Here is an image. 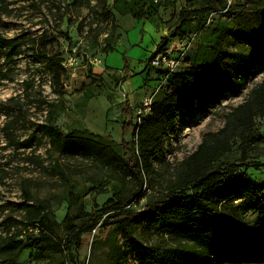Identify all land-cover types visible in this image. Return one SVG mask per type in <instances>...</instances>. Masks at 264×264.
<instances>
[{"label":"rangeland","instance_id":"1","mask_svg":"<svg viewBox=\"0 0 264 264\" xmlns=\"http://www.w3.org/2000/svg\"><path fill=\"white\" fill-rule=\"evenodd\" d=\"M125 1L134 3L118 6L128 9L132 4L137 10L146 0ZM203 3L154 0L145 18L138 21L130 15L121 16L115 0H4L0 7V34L20 38L27 45L13 61L0 57V75L7 74L6 78L0 76V241L23 228L25 191L34 202H44L46 217L64 241L70 226L90 213L121 204L128 197L134 186L122 166L108 161L102 153L84 157L56 152L38 126L54 124L64 134L109 148L126 162L121 147L124 101L136 114L144 101L159 100L165 93L166 78H158L156 69L146 62L155 52L154 43L160 35L168 38L165 48L172 54L183 50L180 71L190 67L188 61L211 62L223 51L256 59L254 48L240 42L236 33L242 22L251 25L261 17L247 10L261 11L264 0H227L225 13L217 11L209 16ZM184 7L190 8L194 19L191 31L198 32L194 43L186 47L185 37H169ZM39 38L48 43L49 54H58L63 60L61 84L55 88L45 63L30 51ZM88 67L102 80L92 82ZM263 81L264 65L257 62L244 83L235 85L217 100L200 97L180 111L176 136L165 143L164 157L153 161L152 173L145 177L138 202L125 209L140 213L146 204L162 201L179 182L181 163L197 149L204 135L221 130L231 110L246 101ZM134 120L132 115L131 125ZM255 128L254 137L244 144V153L234 139L231 151L215 166L223 169L226 176L236 169L234 176H243L261 188L264 197V115L256 118ZM131 130L124 139L135 154L136 139ZM33 133L36 139L31 148L18 147ZM104 217L93 231L81 235V246H72L70 255L64 251L25 250L12 264H69V256L76 264H115L114 258L121 251L130 252L123 264H151L145 252L135 249L133 241L146 248L164 250L173 245L168 230L147 214L133 222L105 223ZM263 222L253 213L243 218L247 228Z\"/></svg>","mask_w":264,"mask_h":264},{"label":"trees","instance_id":"2","mask_svg":"<svg viewBox=\"0 0 264 264\" xmlns=\"http://www.w3.org/2000/svg\"><path fill=\"white\" fill-rule=\"evenodd\" d=\"M153 1L146 0L139 9L133 10L132 4L128 9L118 5L134 2L115 0L121 16L130 15L138 21L145 18ZM226 1L203 0L206 16L217 11L225 13ZM3 3L4 0H0V7ZM247 12H251V15L261 14V17H257L251 25L242 22L236 38L254 48L256 59L238 52L223 51L217 53L211 62L188 61L190 67L180 71L184 60L182 54L178 70L168 74L165 70L151 65L152 59L166 49L168 38H161L155 52L146 62L156 69L157 77L168 76L165 93L159 100L151 101L149 113L140 116V121L139 116L134 114L127 101H124L121 111L124 117L121 147L127 157L126 162L109 148L73 134H64L61 128L54 124L38 126V131L47 138L50 147L56 152L80 154L84 157L102 153L108 161H115L130 175L134 188L121 204L90 213L77 225L70 226L65 241L57 235L52 222L46 217L44 202L38 200L34 202L25 191L23 228L17 233L7 234L0 241V263H14L25 250L40 253L64 251L70 255L72 246L77 248L81 246V235L93 231L103 216L105 223H111L122 220L133 222L147 214L159 227L168 230V237L173 240V245L168 246V250L161 247L146 248L133 241L135 249L146 253L148 263L264 264V222L252 228H247L243 224V218L248 213L264 219L262 189L243 176L235 177L236 169L226 176L223 169L215 166L219 159L231 151L234 139L239 141L241 153H244V144L254 137L255 120L264 115V81L250 92L246 101L231 110L227 115L226 125L221 130L204 135L197 149L181 163L182 175L179 182L173 185L162 201L146 204L144 212L140 213L125 209L138 202L145 177L152 173L153 161L164 157L165 143L169 142L172 136H176L178 113L187 109L200 97L217 100L235 85L244 83L251 76L257 62L264 65V9ZM193 23L190 8H181L169 37H185L186 40L195 34V41L198 32L191 31ZM26 45L20 38H5L0 34V57L7 62L13 61ZM47 45V42L39 38L30 51L34 57L45 63L51 86L55 88L61 84L63 60L58 54H49ZM87 73L92 82L102 80L90 67ZM123 75L127 76L126 73ZM0 76L6 78L7 74L2 73ZM132 115L135 120L131 125ZM130 130L136 139L135 154L129 150L128 142L124 139ZM35 139L33 133L18 147L29 149L34 145ZM111 212L112 214H109ZM129 254V251H121L115 256L114 263H125ZM68 262L76 264L72 256H69Z\"/></svg>","mask_w":264,"mask_h":264},{"label":"built area","instance_id":"3","mask_svg":"<svg viewBox=\"0 0 264 264\" xmlns=\"http://www.w3.org/2000/svg\"><path fill=\"white\" fill-rule=\"evenodd\" d=\"M194 39L195 34L190 35L186 40H184L183 46H189L194 41ZM182 54L183 50H179L178 52L172 54L170 50L166 49L152 59L151 65L155 68L165 70L168 72V74H172L178 70L181 64ZM151 101V98H149L143 102V105H140V110L136 112V115L139 116L138 121H140V116H144L149 113Z\"/></svg>","mask_w":264,"mask_h":264},{"label":"crops","instance_id":"4","mask_svg":"<svg viewBox=\"0 0 264 264\" xmlns=\"http://www.w3.org/2000/svg\"><path fill=\"white\" fill-rule=\"evenodd\" d=\"M123 17H125V16H123ZM130 17V16H129ZM122 18V17H121ZM133 19V18H132ZM120 30V29H119ZM121 32V31H120ZM161 38H162V35H160L159 36V38H158V40L157 41H155V43H154V51H155V49H156V46L158 45V43L160 42V40H161ZM154 53V52H153ZM152 54V53H151Z\"/></svg>","mask_w":264,"mask_h":264}]
</instances>
